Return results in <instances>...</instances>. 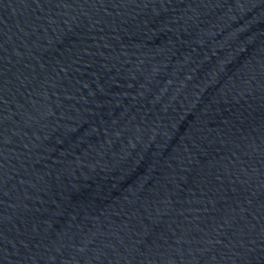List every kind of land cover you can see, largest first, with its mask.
I'll return each mask as SVG.
<instances>
[{
    "label": "water",
    "instance_id": "1",
    "mask_svg": "<svg viewBox=\"0 0 264 264\" xmlns=\"http://www.w3.org/2000/svg\"><path fill=\"white\" fill-rule=\"evenodd\" d=\"M0 264H264V0H0Z\"/></svg>",
    "mask_w": 264,
    "mask_h": 264
}]
</instances>
